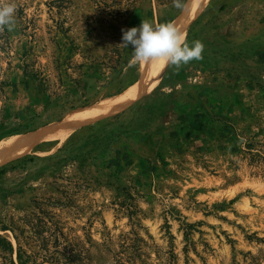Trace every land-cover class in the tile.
<instances>
[{
    "label": "rangeland",
    "instance_id": "374dc122",
    "mask_svg": "<svg viewBox=\"0 0 264 264\" xmlns=\"http://www.w3.org/2000/svg\"><path fill=\"white\" fill-rule=\"evenodd\" d=\"M189 1L0 0L15 5L0 26V143L150 75L122 29L174 22ZM195 40L201 59L167 63L122 109L0 165V264H264V0H207ZM118 122L126 146L93 160ZM72 146L86 158L66 160Z\"/></svg>",
    "mask_w": 264,
    "mask_h": 264
},
{
    "label": "clouds",
    "instance_id": "9594fccd",
    "mask_svg": "<svg viewBox=\"0 0 264 264\" xmlns=\"http://www.w3.org/2000/svg\"><path fill=\"white\" fill-rule=\"evenodd\" d=\"M176 7L183 8L181 0H174ZM15 5L0 4V26L9 30L14 24ZM132 45L130 63H145L153 60H164L177 69L193 59H201L204 45L195 40L186 41L183 32L175 23L163 22L155 24L147 19L141 20L138 26L122 29V46Z\"/></svg>",
    "mask_w": 264,
    "mask_h": 264
},
{
    "label": "bare ground",
    "instance_id": "6f19581e",
    "mask_svg": "<svg viewBox=\"0 0 264 264\" xmlns=\"http://www.w3.org/2000/svg\"><path fill=\"white\" fill-rule=\"evenodd\" d=\"M207 2V0H190L187 8L180 17L173 23L183 32L185 38L187 29L193 15ZM168 62L164 60H153V66L150 75L144 77L142 81L129 88L125 93L118 95L114 99H109L102 105L96 106L59 124L52 125L46 129L40 130L35 134L25 137H19L10 141L0 143V165L6 163L16 154H21L30 150L35 144L44 140L64 139L67 134L73 131L79 124L90 121L100 114L112 113L119 110L126 103L133 100L134 97L151 90L160 79ZM122 109V108H121Z\"/></svg>",
    "mask_w": 264,
    "mask_h": 264
},
{
    "label": "trees",
    "instance_id": "16d2710c",
    "mask_svg": "<svg viewBox=\"0 0 264 264\" xmlns=\"http://www.w3.org/2000/svg\"><path fill=\"white\" fill-rule=\"evenodd\" d=\"M92 128V127H91ZM25 129L24 125L22 124H16L15 126L11 127L10 130L7 132L8 134L21 132ZM125 126L118 122L117 127L110 131L109 133L105 132L104 137H100L99 135L95 136L92 143V148L90 153L93 154L92 159L97 160L98 158H101L102 160L106 159V157L119 156L120 149L123 148L122 143L127 138V132L124 130ZM108 134V135H107ZM121 144V145H120ZM123 145V146H122ZM73 150L71 148V153L66 155V160L69 158H75L78 157L80 160H83L86 158L87 154L80 153L79 150L75 149V146H72ZM79 154V155H78ZM5 171V168L0 169V174H2Z\"/></svg>",
    "mask_w": 264,
    "mask_h": 264
}]
</instances>
